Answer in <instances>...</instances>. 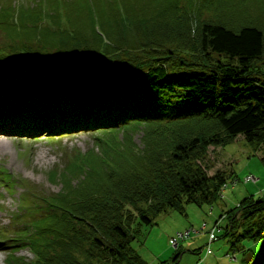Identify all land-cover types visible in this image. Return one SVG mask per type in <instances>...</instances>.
Masks as SVG:
<instances>
[{"label":"trees","instance_id":"obj_1","mask_svg":"<svg viewBox=\"0 0 264 264\" xmlns=\"http://www.w3.org/2000/svg\"><path fill=\"white\" fill-rule=\"evenodd\" d=\"M78 1L66 6L64 27L58 13L50 15L53 27L42 25L36 0L0 6V119H12L27 93L44 103L63 99L73 111L83 99L95 130L141 124L143 145L132 136L122 151L97 142L105 166L91 167L77 188L43 195L44 209L25 216L26 243L17 242L8 262L149 264L133 246L141 229L169 210L186 214L187 204L214 205L229 184L228 171L210 173V146L241 136L264 163V0L109 1L113 14L97 9L107 40ZM220 216L221 237L230 236L226 257L235 261L240 241L264 238V192ZM23 247L34 258L17 254ZM241 253L255 262L249 250Z\"/></svg>","mask_w":264,"mask_h":264},{"label":"rangeland","instance_id":"obj_2","mask_svg":"<svg viewBox=\"0 0 264 264\" xmlns=\"http://www.w3.org/2000/svg\"><path fill=\"white\" fill-rule=\"evenodd\" d=\"M7 1L9 0H0V6H5ZM11 1L12 6L18 7L21 4L32 6V0ZM71 1L58 0L59 6H51L45 1L36 0V4H40L42 9V25L53 27L50 15L58 13V18L61 17L59 22L62 27L68 26L66 6ZM109 1L117 2V0L78 1V5L91 15L90 22L96 33L102 35L104 39H106V32L101 26V17L97 9L99 13L105 11L106 15L113 14ZM127 1L129 6L135 5V0ZM152 1L155 3L154 0ZM172 1L174 2V0ZM191 1H197V5L202 2V0ZM185 4L182 1L180 3L181 6ZM118 6L124 7L122 3H118ZM120 13L127 14L123 9H120ZM258 14L264 15V12ZM129 30V33H138L133 26H130ZM4 42H6L5 38L0 33V43ZM131 46L128 44L126 47ZM145 128L144 125L139 124L136 129L129 128L127 131L118 128L111 132H104V130L82 131L61 136L0 135V171L2 177L9 181L7 185H4V181L0 182V231L5 230L9 236L13 234L19 243L21 240L25 245V231L30 226L26 224L25 216L30 211L38 213L39 209H44L40 202L43 195H53L66 192V189L77 188L81 181L79 178L84 179L86 171H90L91 167L98 169L100 166H105L98 160V157L101 156L100 152H102L101 147H104L98 144V141L103 138L107 150L122 151L125 148V142L129 141L132 136V142L141 147L146 133ZM209 149L210 173H214L218 169L226 170L232 174V177L237 176L238 181L229 185L224 190V196L214 205L187 204L186 214L172 209L159 215L155 224L144 226L138 238L133 241V246L147 263L158 264L164 260L172 262L174 256L179 252L177 244L170 243V238L173 236L176 242L180 243L178 249L183 251L178 257L177 264H223L221 263L223 261L219 262V256L225 257L226 262L229 261L231 264H248L246 263L247 254L241 253L242 248L249 250L250 254L255 256V262L249 261L250 264H264V238L245 240L243 243L240 241L236 247L240 250V258L233 261L226 257L231 245L230 236L221 237V232H218L217 239L209 244V234L206 232L222 213L234 207L243 197L250 193L263 194L264 163L261 156L258 152L257 155H251L256 152L255 146L249 145L241 136L239 140L233 141L223 148L210 146ZM40 153L44 154L42 158H39ZM10 173L18 179L16 183ZM250 175L255 176L258 180L245 182V178ZM13 217L14 219L10 223ZM225 219L220 220L222 226L227 222ZM188 232H192V235L183 238L182 234L186 235ZM208 246L212 252L208 250ZM16 247L18 246L11 248L0 246L3 248L0 250V264H9L8 261L11 257L9 253L17 249ZM199 251L200 253H198ZM17 254L29 259L34 258L33 252L26 247L17 251Z\"/></svg>","mask_w":264,"mask_h":264},{"label":"bare ground","instance_id":"obj_3","mask_svg":"<svg viewBox=\"0 0 264 264\" xmlns=\"http://www.w3.org/2000/svg\"><path fill=\"white\" fill-rule=\"evenodd\" d=\"M54 112H55V114H57V115H59L60 117L61 116H63V115H65V112H60L59 110H57L56 108L54 109ZM72 111H70V113H71ZM22 124H24L25 126H27V122H22ZM118 128H120V127H118ZM239 137L240 136H238V137H236L235 138V140L234 141H237V140H239ZM221 148H223L222 146H220ZM225 147V146H224ZM44 156V154L43 153H40V155H39V158H42ZM254 178H255V182L258 180V178H256L255 176H254ZM1 181H4V185H6L5 184V180H2V179H0V182ZM236 181H238V178L236 177L235 179H234V177H232L231 178V180L229 181V184L231 185L232 183H234V182H236ZM245 182H250V181H248L247 180V177L245 178ZM229 184H227L226 186H224L223 188H222V194H221V198H222V196H224V190H226L227 189V187H228V185ZM220 198V199H221ZM211 206V205H210ZM221 216H219L218 217V219L214 222V225H212V226H210L209 228H208V231H206L208 234H209V238H210V235L211 234H213L214 235V238H213V240H216L217 239V237H218V235H217V233L219 232V230L222 228V224H221ZM226 220V219H225ZM10 223H12V222H10ZM207 223V222H206ZM15 226H16V224H15ZM220 226H221V228H220ZM19 228H21V225H19ZM220 228V229H219ZM204 230V229H203ZM192 235V232H188V234L187 235H185V234H182V236H183V238H186V236H191ZM12 236L14 237V235L12 234ZM15 238V237H14ZM1 240H2V242H0V244H2L1 246H7V247H13V246H17V242H18V240H16L17 242H15L14 243V241L12 242V241H7V240H4L3 238H1ZM172 240H174L175 241V244H177V249L178 248H180V243H177L176 242V239L175 238H173V236L170 238V243L173 245V243H172ZM17 249L19 248V247H16ZM17 251V250H16Z\"/></svg>","mask_w":264,"mask_h":264},{"label":"built area","instance_id":"obj_4","mask_svg":"<svg viewBox=\"0 0 264 264\" xmlns=\"http://www.w3.org/2000/svg\"><path fill=\"white\" fill-rule=\"evenodd\" d=\"M247 180H255V178L253 177V176H249L248 178H247ZM188 234V233H187ZM186 234V235H187ZM214 238V235L213 234H211L210 235V239L212 240ZM172 243L174 244L175 243V241L174 240H172Z\"/></svg>","mask_w":264,"mask_h":264}]
</instances>
